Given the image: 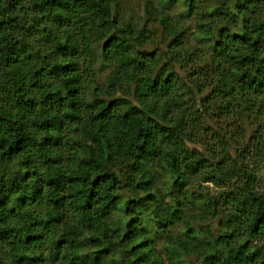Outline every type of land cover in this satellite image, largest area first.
I'll return each instance as SVG.
<instances>
[{
  "label": "trees",
  "instance_id": "16d2710c",
  "mask_svg": "<svg viewBox=\"0 0 264 264\" xmlns=\"http://www.w3.org/2000/svg\"><path fill=\"white\" fill-rule=\"evenodd\" d=\"M119 2L0 0V264H264V0Z\"/></svg>",
  "mask_w": 264,
  "mask_h": 264
},
{
  "label": "rangeland",
  "instance_id": "374dc122",
  "mask_svg": "<svg viewBox=\"0 0 264 264\" xmlns=\"http://www.w3.org/2000/svg\"><path fill=\"white\" fill-rule=\"evenodd\" d=\"M118 6L119 7H115V5H113V10L115 12H118V16L120 17V19L124 21V23L130 24L133 28L136 29H142L146 26L147 29H149L150 31L158 30L157 23L155 24L153 23V18H154L153 14L162 11L160 0H120ZM150 7L153 8V14H151ZM149 9H150V14L149 12H147ZM168 12L172 13V10ZM154 46L158 47L161 50H163L165 46L163 40L160 37H157V33H156V41L153 44L152 48ZM150 47L151 45L146 46L148 50L150 49ZM176 70L179 77L183 79L185 77V73L183 71L180 72L177 68ZM96 71L97 72L94 76L95 82L101 84L104 82V79L106 78L108 72L110 71V68L108 67L103 68L102 66H100V64H97ZM203 124L204 127H208V128L212 127L214 130L217 129L218 126L217 120L215 118L214 120H211L209 117L205 118ZM208 137L206 138L204 134H199V136L193 138L191 141L189 140L184 141V146L189 150L199 152L203 158L208 159V155H207L208 151L207 148L205 147V144L208 143ZM71 176L77 179L78 183L80 184V186L75 191V195L78 200H81L82 196L85 194V188L82 184L83 176L76 172L72 173ZM55 177L59 185L63 183L64 177L60 176L59 174L58 175L56 174ZM204 188H207L212 192L214 191V186L211 184H194L187 189L189 190V192L197 194L198 192L203 191ZM53 214L55 216H60L61 215L60 209L56 208L53 211ZM85 226H86V218L85 216H82L80 219V223L77 226H71L69 224L62 223L61 228L66 234H68L69 237L73 238L79 233L88 235V231L85 229ZM215 226H216L215 224H212L209 227V229L212 230L215 228ZM176 230H178V228ZM215 230L216 228L213 231L215 232ZM157 247L158 249H160V245Z\"/></svg>",
  "mask_w": 264,
  "mask_h": 264
},
{
  "label": "clouds",
  "instance_id": "9594fccd",
  "mask_svg": "<svg viewBox=\"0 0 264 264\" xmlns=\"http://www.w3.org/2000/svg\"><path fill=\"white\" fill-rule=\"evenodd\" d=\"M133 114H134V113H127V114H126V118H130ZM137 243H139V241H138Z\"/></svg>",
  "mask_w": 264,
  "mask_h": 264
}]
</instances>
